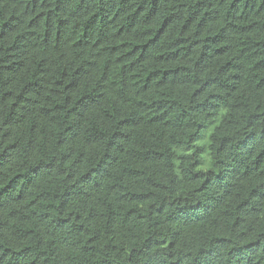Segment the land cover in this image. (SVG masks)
<instances>
[{
	"label": "trees",
	"instance_id": "trees-1",
	"mask_svg": "<svg viewBox=\"0 0 264 264\" xmlns=\"http://www.w3.org/2000/svg\"><path fill=\"white\" fill-rule=\"evenodd\" d=\"M0 264H264V0H0Z\"/></svg>",
	"mask_w": 264,
	"mask_h": 264
}]
</instances>
